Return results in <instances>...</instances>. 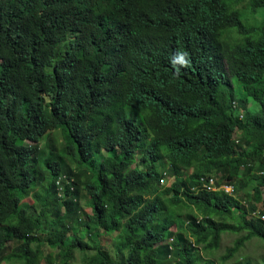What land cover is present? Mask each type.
Listing matches in <instances>:
<instances>
[{"label": "trees", "instance_id": "1", "mask_svg": "<svg viewBox=\"0 0 264 264\" xmlns=\"http://www.w3.org/2000/svg\"><path fill=\"white\" fill-rule=\"evenodd\" d=\"M54 132L95 183L39 159ZM263 172L264 0H0V264H216L239 235L226 264L264 241Z\"/></svg>", "mask_w": 264, "mask_h": 264}, {"label": "rangeland", "instance_id": "2", "mask_svg": "<svg viewBox=\"0 0 264 264\" xmlns=\"http://www.w3.org/2000/svg\"><path fill=\"white\" fill-rule=\"evenodd\" d=\"M254 0H249V2L253 3ZM259 23L262 22V19L258 20ZM258 104L250 99V111L251 112H257L258 110ZM135 111L129 112L127 115L131 116L134 114ZM60 131V130H59ZM28 144L30 142H27ZM70 146V144L66 143L65 138L61 132H54L48 136L46 140H44L42 143H40V155L39 159L43 160L44 158L50 156V154H53L52 160H63L64 164L66 165L64 174H68L69 172L71 175L75 178L76 184L82 188L87 182H96L95 178H92L90 180L89 172H86V168L84 166H79L76 164L74 158L72 156H65L63 151L64 147ZM77 155V154H76ZM141 153H137V160L140 161ZM44 183V182H43ZM43 183L40 184V187L38 190L41 189L43 186ZM247 201H251L250 199H247ZM28 203L34 205V202L32 198H29ZM83 210L85 214L90 215L91 214V208L87 205V200H82L81 202ZM259 207L261 211L264 210V203L259 204ZM42 208H39L38 211L32 210L33 214H37V216L43 215ZM188 213V212H187ZM187 213H184L183 215H186ZM185 218V216H183ZM115 237V236H114ZM239 238V235L235 234H225L224 237H222L221 247L209 254V258L213 260L216 264H221V258L223 255H225L227 248L231 247L235 240ZM118 242L116 240V237L114 239H111L106 243V247L109 250H114V248L117 246ZM57 252L53 254L54 257H56ZM204 255V254H203ZM83 256H81L79 253L75 255V261L73 263L75 264H81L83 262ZM250 262L251 264H264V241L260 240L258 238H254L241 250L239 256L236 258L228 261L226 264H246V262Z\"/></svg>", "mask_w": 264, "mask_h": 264}, {"label": "built area", "instance_id": "3", "mask_svg": "<svg viewBox=\"0 0 264 264\" xmlns=\"http://www.w3.org/2000/svg\"><path fill=\"white\" fill-rule=\"evenodd\" d=\"M239 141L237 140V143ZM264 174V172H263ZM167 180V173L165 172L163 174V177H161V184H165ZM201 187L202 189L204 190H208V191H217V190H221V191H224L225 193L231 195V196H236L237 195V183H234V182H227V183H224V184H218V179L214 176H202L200 179H199V184L197 186H194L192 188V190L194 191H197L198 188ZM245 204H247L245 202ZM260 211H257L255 213V216H258L260 215L259 213ZM261 220L264 221V214L261 215Z\"/></svg>", "mask_w": 264, "mask_h": 264}, {"label": "clouds", "instance_id": "4", "mask_svg": "<svg viewBox=\"0 0 264 264\" xmlns=\"http://www.w3.org/2000/svg\"><path fill=\"white\" fill-rule=\"evenodd\" d=\"M67 179V177H60V180H59V183L61 182H63V180H66ZM71 180H72V183H75L76 184V182H75V178L73 177V176H71ZM161 180V179H160ZM171 181V178L168 176V174H167V180H166V182H165V184H161V185H164V186H166V185H168L169 184V182ZM161 183V182H160ZM236 183V182H235ZM237 187H238V184H237ZM237 190H238V188H237ZM237 196V195H236ZM173 239L171 238L170 239V242L172 241Z\"/></svg>", "mask_w": 264, "mask_h": 264}, {"label": "bare ground", "instance_id": "5", "mask_svg": "<svg viewBox=\"0 0 264 264\" xmlns=\"http://www.w3.org/2000/svg\"><path fill=\"white\" fill-rule=\"evenodd\" d=\"M51 38V37H50Z\"/></svg>", "mask_w": 264, "mask_h": 264}]
</instances>
